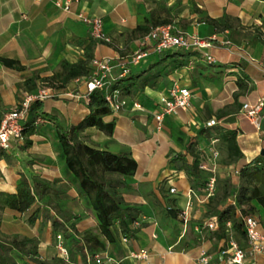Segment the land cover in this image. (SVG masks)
I'll return each instance as SVG.
<instances>
[{
	"label": "crops",
	"instance_id": "1",
	"mask_svg": "<svg viewBox=\"0 0 264 264\" xmlns=\"http://www.w3.org/2000/svg\"><path fill=\"white\" fill-rule=\"evenodd\" d=\"M54 1L0 0V121L5 112L17 108L28 95L45 87L56 94L43 102L45 115L56 117L62 125L69 127L79 124L88 114L84 99L86 78L77 79L62 90L41 81L58 73L62 61L75 63L83 57L84 49L78 40L90 38V32L76 17L78 13L101 18L104 31L112 39V45L96 41L94 49L95 59L109 60L113 65L111 84L123 68L129 73L142 72L155 57L152 44H148V56L138 64L131 63V58L142 50L143 37L148 34L136 31L138 26H145L150 32L166 25L174 33L215 40V46L209 50L216 59L215 64L209 65L204 59L194 57L188 67L159 78L153 86H146L138 96L145 103L141 110L134 108V103H138L136 100L125 98L127 105L105 118L106 122L116 123L113 136L96 128L84 131L90 145L113 153H129L136 159L137 173L125 178L126 185L121 191L128 203L140 208L141 214L135 237L124 241L118 231L115 242L108 243L103 251L86 252L87 263L78 254L71 264H92L93 254L110 259L104 264H202L199 261L202 252L209 257L208 264H229L221 259V248L232 237L247 250L246 236L229 230L219 237L215 230L204 227L214 218L206 216L209 199L193 191L185 171L171 160L174 156L186 155V146L191 139L199 142V148L203 146L201 141H207V137L200 130L208 129L205 123L216 118L218 110L234 103L235 93H241L238 103L242 105L254 104L264 96V0H79L73 5L72 13L57 8ZM207 20L221 22L223 30H217ZM225 41L231 45L223 46ZM31 77L36 78V84L24 86ZM240 77L243 79L241 87L237 85ZM174 83L191 90V106L166 115L162 128L158 129L152 111L160 96L167 94ZM32 87L34 90L30 92ZM206 112L210 115L207 118ZM234 115L237 114H230L219 123L223 120L221 125H228L229 130L238 133L237 143L243 156L227 167L241 168L264 153V124L257 131L242 114L230 119ZM28 118L23 142L15 144L9 153H2L5 157L0 154V192H15L22 174L49 181L58 176L62 178L53 149V123L39 118L43 122H35L32 127ZM225 119L229 120L226 122ZM215 139L220 141L218 137L210 141ZM11 160L17 161L15 165ZM227 167L219 168L218 172L225 176ZM207 169L215 171L212 166ZM232 178L233 183H238L237 176ZM60 183L63 186L66 181ZM173 187L176 192L171 194L169 190ZM70 189L68 194L76 198L77 193ZM254 205L257 210L254 216L264 234V207L257 202ZM34 206L30 213L5 211L1 217L0 235L18 234L37 239L38 225L43 219L41 208ZM169 209L180 213L171 217L167 213ZM37 210H40L39 216L31 226L21 227L12 219L26 214L29 218ZM50 223L49 220L45 238L41 237L38 244L39 253L46 260L59 257L55 246H49ZM96 226L95 219L87 217L76 228L83 233ZM141 249L147 250V259L131 256ZM242 264H264V253H247Z\"/></svg>",
	"mask_w": 264,
	"mask_h": 264
},
{
	"label": "trees",
	"instance_id": "2",
	"mask_svg": "<svg viewBox=\"0 0 264 264\" xmlns=\"http://www.w3.org/2000/svg\"><path fill=\"white\" fill-rule=\"evenodd\" d=\"M207 22L215 26L217 30L224 28L222 23L216 20H207ZM136 31L143 32L144 35L149 33V29L145 26H138ZM78 44L84 49L83 57L75 63L62 61L61 70L50 78L42 79V82H47L54 89L62 90L77 79H88L92 76L96 41L90 36V38L78 40ZM153 54L154 59L142 72H130L125 77L117 79L109 86V89H95L90 93L87 92L88 114L77 125L66 127L56 117L45 115L42 112L43 102L41 101H35L30 105L27 117L29 116L28 120L32 127H35V122L39 118L53 123V149L57 153L63 180L75 190L77 197L73 198L74 201L77 205L81 204L87 208L86 212L94 217L97 226L79 233L76 228L78 220L72 215L70 204L65 199L69 190L63 186L59 187L54 181L36 175L29 178L22 174L13 193L1 191L0 208L26 213L38 200L50 197V194L55 195L58 202L50 209L55 211V217L52 220L54 237L56 238L58 234L63 236L65 246L69 250L70 264L76 261L78 254L81 260L87 263L86 252L103 251L108 243L115 242L118 231L128 239L135 237L138 232L134 223L138 222L141 210L136 205L128 203L121 191L126 185L125 178L133 177L137 173L136 159L129 153H113L90 145L84 131L88 128H96L107 136H113L115 133V121H105L106 117L113 114L106 100L108 90H119L128 100H136L139 104L145 105L143 99L138 96L144 92L146 86H153L159 78L188 67L194 57L204 59L196 51L169 50L162 54ZM242 82L243 79L238 78L237 85L241 87ZM35 84L36 78L31 77L23 85L34 86ZM33 90V87L29 88L30 92ZM240 95L234 94L235 102ZM230 114L232 112L221 109L215 116L221 120ZM28 125L25 122L24 133ZM204 133L205 131L201 132V134ZM237 136L236 130H227L221 134V139L227 148V164L230 166L243 156L237 143ZM195 147L196 142L191 139L186 146V155L179 156L183 160L182 169L192 189L193 185H202L200 160L196 155ZM2 155L4 156L1 154V157ZM187 155L193 158L192 162L187 160ZM237 169L238 183L235 184L231 177H226L221 194L210 198L206 205V216L216 218L215 232L219 237L229 230L244 237L243 218L255 215L257 210L254 202L264 207V153ZM60 196L63 199H59ZM39 211H35L28 218L29 224L36 222ZM167 213L171 217H177L180 212L169 209ZM228 222L231 223L230 228L227 227ZM38 244L36 238L21 237L18 234L10 237L0 235V264H26V262L69 264L61 258L43 259L39 253Z\"/></svg>",
	"mask_w": 264,
	"mask_h": 264
},
{
	"label": "built area",
	"instance_id": "3",
	"mask_svg": "<svg viewBox=\"0 0 264 264\" xmlns=\"http://www.w3.org/2000/svg\"><path fill=\"white\" fill-rule=\"evenodd\" d=\"M79 0H55V6L66 13H72V8ZM76 17L86 24L89 28L92 39L99 43L112 45V39L104 31L103 20L95 16H87L83 13L76 14ZM214 39L202 38L197 35H189L182 33H174L170 26H158L153 28L145 37H143L142 50L136 53L131 58V63L138 64L142 58L148 56L147 46L152 44L153 52L162 54L169 50H183L186 52L196 51L200 53L204 60L213 65L216 59L209 53V50L215 46ZM223 46L229 47L231 43L225 41ZM94 68L93 74L87 79V92L90 93L95 89H109L111 73L113 65L109 60L94 59L92 62ZM129 74V70L122 69V73L114 79L123 78ZM54 98V92L47 87L40 89L36 94H31L15 109L4 113L0 121V154L9 153L13 150L15 144H19L24 140L25 120L29 112L30 105L35 101L44 102ZM192 92L189 88L182 87L178 83H174L167 94H162L152 111V117L157 122V128H162V123L166 115L173 114L178 110H187L191 106ZM86 102L88 97L84 98ZM106 100L113 113L120 112L126 105L127 100L122 96L119 90H108ZM134 108L142 109L141 104L134 103ZM241 113L246 117L257 131H260L264 124V96L257 100L256 103L249 102L242 105ZM43 122L42 119H37L36 124ZM218 124L216 118H212L205 123L206 128L215 127ZM216 140H213L215 142ZM217 156V153H215ZM239 171L235 167H227L226 176H237ZM215 178H211L207 188V198L214 195ZM171 194L176 192V189L170 188ZM139 223L135 222L134 227H138ZM243 226L247 241V250L241 248L239 244L230 237L226 246L220 250L221 259L226 260L229 264H242L247 253L262 254L264 253V234L259 230V221L255 216H246L243 218ZM208 230L217 228L216 218H213L205 226ZM227 227H231V223H227ZM127 238L124 237V241ZM55 248L59 253V257L69 263V250L65 246L63 236L58 234L55 238ZM135 259H147L148 252L141 249L139 252L131 255ZM109 258L95 255L92 258V264H104ZM200 263L208 264L209 257L202 252L199 258ZM70 264V263H69Z\"/></svg>",
	"mask_w": 264,
	"mask_h": 264
},
{
	"label": "rangeland",
	"instance_id": "4",
	"mask_svg": "<svg viewBox=\"0 0 264 264\" xmlns=\"http://www.w3.org/2000/svg\"><path fill=\"white\" fill-rule=\"evenodd\" d=\"M207 63V62H206ZM208 64V63H207ZM240 90V89H239ZM238 94H241L240 92H237ZM56 96V94L54 93V97ZM234 98V96H233ZM239 99V98H238ZM225 110H228L230 112H232V114H237L236 117H241V109H242V104L238 103V100L235 102L234 99V103L231 105H228L224 108ZM217 113V112H216ZM215 113V115H216ZM206 118L209 117L210 115L206 112ZM235 115L230 118V119H235L236 118ZM205 118V119H206ZM216 120L218 121V124L215 127H211L208 129H205L203 131H205V137H207V141H205L204 139L201 141L203 143V146L199 148V142H196V147L195 152L196 155L198 156L199 160H200V171L202 172L200 174V182H201V186H197V185H193V191H198L201 193V195H203L206 199H207V188H208V184L209 181L211 179V177L215 178V186H214V195H219L221 194L222 190H223V186L225 181L227 180V176L223 175V173L220 171L218 172L219 168H223V167H227L230 166L227 164V152H226V145L223 143L222 139H221V134L224 131L229 130L228 129V125H221L223 123V120L221 121V123H219V120L216 118ZM229 119H225L224 121H228ZM42 123V122H41ZM39 123V124H41ZM200 132H202V130H200ZM199 132V133H200ZM249 133V132H248ZM253 133V131L251 132ZM218 137L220 139V141H218L217 139H215L216 141H210L212 138H216ZM263 141V146H264V138H262ZM215 153H217V156H215ZM179 156H183V155H179ZM179 156H174V158L171 160V162L175 165H177L178 167H182L183 165V160L179 158ZM187 160L189 162L193 161V158L189 155H187ZM17 161L16 160H11V164L15 165ZM214 167L215 171L210 172L209 169H207L208 167ZM231 180H233V178L231 177ZM52 181H54L57 185H59V187L62 186V182L63 181V177H57L55 179H52ZM191 185V184H190ZM63 186L66 187L67 190H71L69 186H67L66 184H64ZM212 196V197H213ZM210 197V198H212ZM63 199L61 196L59 197V199ZM208 198V199H210ZM66 202H68L70 204V208L72 209V215L78 220L77 224L82 221V219L84 218H89L92 217V219H94L93 216H90V214H88L87 208L84 205H77L76 201H74L73 196L71 194H68V196L65 197ZM58 202V198L53 195L50 194V197H47L43 200H38L37 203L35 204L34 208H36L37 206H39V209L41 208L40 214L41 217L43 219L42 223H39L38 228V242H40L39 240L42 238H45V234L47 233V225H48V221L50 220V235L48 234V241H49V246L50 248H53L55 246V237H54V232H53V227H52V220L55 217V211L53 210V212H51V208L57 204ZM33 208V210H34ZM4 208H0V217H2L3 213H5ZM31 211H29L30 213ZM28 213V214H29ZM54 213V214H53ZM13 220H17L18 224L21 227L24 226H31V224L28 223V216L23 215V216H13L12 217ZM20 221V222H19ZM5 236V235H2ZM5 237H10V236H5ZM45 254V253H44ZM49 256H51V254H49ZM54 258H59L60 257H54ZM46 260V259H45ZM21 261V259L19 260ZM22 263V262H21Z\"/></svg>",
	"mask_w": 264,
	"mask_h": 264
}]
</instances>
